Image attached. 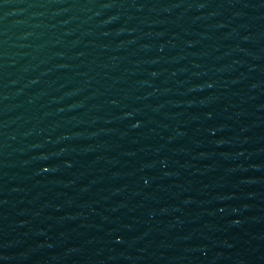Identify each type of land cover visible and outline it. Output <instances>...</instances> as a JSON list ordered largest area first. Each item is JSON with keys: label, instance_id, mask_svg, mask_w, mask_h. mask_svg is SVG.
<instances>
[{"label": "water", "instance_id": "95a60500", "mask_svg": "<svg viewBox=\"0 0 264 264\" xmlns=\"http://www.w3.org/2000/svg\"><path fill=\"white\" fill-rule=\"evenodd\" d=\"M0 264H264V0H0Z\"/></svg>", "mask_w": 264, "mask_h": 264}]
</instances>
